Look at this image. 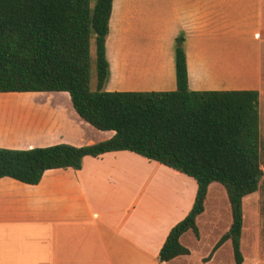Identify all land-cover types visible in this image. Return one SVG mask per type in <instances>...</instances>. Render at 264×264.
<instances>
[{
	"label": "crops",
	"instance_id": "0c3cea01",
	"mask_svg": "<svg viewBox=\"0 0 264 264\" xmlns=\"http://www.w3.org/2000/svg\"><path fill=\"white\" fill-rule=\"evenodd\" d=\"M182 32L191 91H259L262 98L264 0H114L106 91H176L174 46ZM20 99L35 105L14 117L5 108L15 111L10 102ZM114 136L80 118L68 93L0 94V148H82ZM197 190L192 178L128 151L87 157L80 171H48L35 186L3 178L0 264H160ZM248 199L243 264H264V226L260 215L248 226ZM203 221L199 239L191 232L182 238L191 255L164 264H236L219 259L231 242L209 258L231 218L205 249Z\"/></svg>",
	"mask_w": 264,
	"mask_h": 264
},
{
	"label": "trees",
	"instance_id": "16d2710c",
	"mask_svg": "<svg viewBox=\"0 0 264 264\" xmlns=\"http://www.w3.org/2000/svg\"><path fill=\"white\" fill-rule=\"evenodd\" d=\"M113 2L0 0V94L68 93L80 118L99 131L115 132L109 141L82 148H0V180L35 186L48 171L82 170L87 157L135 153L192 178L198 186L191 212L171 230L160 251V264L191 255L182 238L190 232L200 238L198 220H205L211 187L217 184L226 192L231 226L209 258L231 242L235 263L243 264L244 202L264 188L261 94L191 91L184 32L174 46L176 91H106ZM94 37L96 91L91 87Z\"/></svg>",
	"mask_w": 264,
	"mask_h": 264
},
{
	"label": "rangeland",
	"instance_id": "374dc122",
	"mask_svg": "<svg viewBox=\"0 0 264 264\" xmlns=\"http://www.w3.org/2000/svg\"><path fill=\"white\" fill-rule=\"evenodd\" d=\"M98 82V69H97V48H96V39L95 37L92 40V82L91 87L93 91L97 90ZM11 105L15 108V111L11 107L5 108L6 111L11 112L14 117L17 116V111L19 109H25L27 107H33L35 100H16ZM5 111V110H4ZM261 116H260V134H261V162L262 169L264 170V90L263 96L261 98ZM156 182V181H155ZM194 182V181H193ZM212 193L207 201V209L205 213V220L202 223V231L204 233V243L203 248L209 247L216 235L222 231L229 222L230 212L229 203L227 201L226 192L223 187L219 184L211 187ZM246 217L247 224L251 229L256 227L255 221H257L258 216H261V224L264 226V188L260 191V194L250 197L246 202ZM209 220V224H208ZM264 228V227H263ZM264 247V242L262 244ZM264 249V248H263ZM210 256V255H209ZM222 259L225 262H230L234 259L233 250L229 248L224 249V251L219 255V259Z\"/></svg>",
	"mask_w": 264,
	"mask_h": 264
}]
</instances>
